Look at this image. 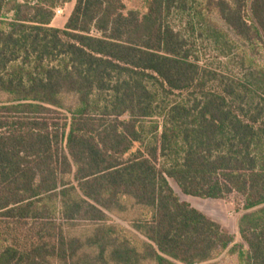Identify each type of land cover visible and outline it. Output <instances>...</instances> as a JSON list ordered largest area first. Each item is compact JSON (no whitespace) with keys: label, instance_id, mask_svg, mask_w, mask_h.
Wrapping results in <instances>:
<instances>
[{"label":"trees","instance_id":"16d2710c","mask_svg":"<svg viewBox=\"0 0 264 264\" xmlns=\"http://www.w3.org/2000/svg\"><path fill=\"white\" fill-rule=\"evenodd\" d=\"M70 1L0 0V264H264V67L204 69L168 22L193 1L264 46V0H76L52 27ZM170 180L241 195L240 242Z\"/></svg>","mask_w":264,"mask_h":264},{"label":"rangeland","instance_id":"374dc122","mask_svg":"<svg viewBox=\"0 0 264 264\" xmlns=\"http://www.w3.org/2000/svg\"><path fill=\"white\" fill-rule=\"evenodd\" d=\"M75 3L76 0H71L57 9L52 27L57 29L65 27ZM124 3L128 11H139L144 14L147 12L149 1L124 0ZM187 7L185 11L175 10L168 22L185 39L193 59L202 68L235 80H243L245 69L249 67L250 63L264 67V46L262 43L248 44L242 42L216 15L203 11V16H200L201 9L193 1H189ZM217 36L221 37H219L218 42H216ZM204 91H219L218 84L209 82ZM186 96L185 93H174L166 97L165 102H179ZM170 184L181 201L190 204L221 224L224 230L236 237V243L240 242L238 221L244 214V200L241 195L233 193L225 200H203L185 196L172 180H170ZM116 222L125 227L128 226L126 222L121 220L116 219ZM79 231L78 229L77 232ZM234 260L224 253L218 262L235 264Z\"/></svg>","mask_w":264,"mask_h":264}]
</instances>
